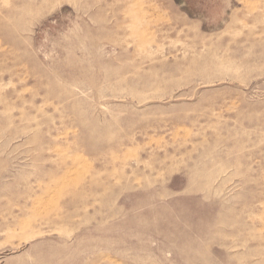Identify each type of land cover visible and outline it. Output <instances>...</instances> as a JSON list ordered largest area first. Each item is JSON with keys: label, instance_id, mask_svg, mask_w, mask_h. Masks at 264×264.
Wrapping results in <instances>:
<instances>
[{"label": "rangeland", "instance_id": "1", "mask_svg": "<svg viewBox=\"0 0 264 264\" xmlns=\"http://www.w3.org/2000/svg\"><path fill=\"white\" fill-rule=\"evenodd\" d=\"M0 264H264V0H0Z\"/></svg>", "mask_w": 264, "mask_h": 264}]
</instances>
